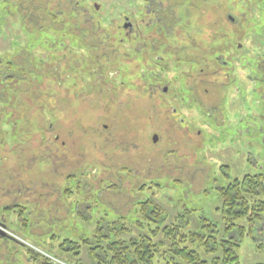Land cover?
Returning <instances> with one entry per match:
<instances>
[{
	"label": "rangeland",
	"instance_id": "374dc122",
	"mask_svg": "<svg viewBox=\"0 0 264 264\" xmlns=\"http://www.w3.org/2000/svg\"><path fill=\"white\" fill-rule=\"evenodd\" d=\"M59 1L62 4L68 0ZM24 2L25 0H10L7 21H1L5 12L3 2L1 5L0 0V99L4 100L6 95L9 97L12 94L17 99L22 95L21 101L18 102L14 98L13 102V112L17 114L15 124L23 128L26 118L29 121L23 135L19 131V134H16L17 129H12L11 113L0 105V190L15 192L18 188L15 183L19 184L18 180L22 179L37 193L43 191L53 193L49 201L54 205L55 211L49 210L46 204L38 206L46 208L48 214L52 212L51 215L46 214V218H52L48 220H53V213H56L52 223L59 224L57 228H60L62 233L57 234L54 239L42 237L39 240H32L29 237L23 247L13 243V250L16 247L14 251L17 252L16 261L14 263L12 259L9 264H32L36 259H32L34 254L39 258L47 256L58 259L62 264H76L70 258L66 260L58 251L59 248H69V243L65 241L70 234L66 231L77 224V233H82L85 223L94 224L93 221L99 218L117 220L118 223L140 224L141 236H149L150 229H162L175 221H182L187 223L184 229L186 234L213 236L217 238L216 243L219 245L220 240L226 237L227 229L234 225L233 231L227 237L237 240L241 238L239 264H264V219L256 228L251 227L249 218L251 214L235 219L236 216L225 210L218 194V189L228 186L235 180L241 181L246 176L258 174L264 176V146L258 143L263 136L253 134L252 146H245V137L238 136L235 130L237 124L245 129L246 123L241 122V118L237 116L244 111L245 104L236 95H232L231 90L225 91L222 88L214 102L205 101L202 110L204 113L200 115L189 111L187 114L184 113L182 122L176 118L177 124H174L173 120L170 121L165 115L160 116L157 113L165 109L170 111L169 107L174 105V102L165 100L158 103L150 102L145 87L138 92V87L134 85L133 66L128 61L132 57L130 54L113 55L108 52L104 62L110 65L118 64L107 65L104 71H101V67H95L94 63L90 66L92 60L84 48L86 44L79 43L77 47L80 48L76 49V53L67 55L69 50L67 39L61 42L57 51H45V56L48 54L51 57L55 55V58L57 56L56 62L60 65L58 72L47 71L52 66L50 64L38 74L29 77L23 84L20 81H13V87L5 85L7 78L4 77L10 75L5 69L6 65L20 52L30 50L31 40H34L25 34L21 25L17 7ZM79 2L80 5H84L83 0ZM245 2L254 6L250 14L256 15L257 21L259 20L264 27V0H243L242 4ZM233 9L237 12L239 7L224 4L219 15L234 13ZM21 14L27 15L26 11ZM64 23L61 20L60 26ZM102 25V29L97 27V30H101L99 35L110 29L106 24ZM65 27L68 30V25ZM77 28L78 31L86 29L84 19ZM100 40L97 38L93 41L94 55L102 52L100 49L96 52L97 48L105 46L99 43ZM126 50L129 49L121 51ZM30 51L32 54L30 63L39 66L40 50ZM75 59L76 63L73 65ZM258 60L256 57L255 62ZM69 63L72 65L69 66ZM117 67L127 69L121 71ZM20 68L18 66L13 73L16 78H19L18 72H24ZM117 70L121 73L124 83L121 79L115 78L117 75L111 76L116 74ZM98 74H102V77L98 78ZM172 76H175V73L166 75V78ZM25 83L30 91L17 93L16 91L27 88ZM254 88L256 87L252 89ZM37 96L40 100L45 99L48 110L55 119H52V116L48 118L46 111L42 112L44 118L41 119L39 114L41 103L34 100ZM257 100V97H252L249 105L253 117L261 114ZM215 106L220 107V113L216 114ZM210 111L212 114L207 117ZM217 124H220V127ZM230 125L234 128L229 127ZM14 134L18 136L17 143H14ZM154 134L158 136L157 142L152 141ZM41 136L45 138L43 142L47 143L46 145L42 144ZM25 142L27 144L21 148ZM106 165L111 172L102 176V168ZM122 167L124 173L123 176H119V173L123 172ZM87 170L97 178L85 179L89 182L83 183V186L98 196L101 195V191L104 192L101 204L92 208L91 214L86 218L84 213H75L73 209L75 206L70 205L73 200L65 197L63 191L66 186L74 184V175ZM113 175L114 182L111 185L121 186L120 194H112L110 189L105 193L112 178L106 182L105 179ZM101 176L104 179H101ZM7 179L12 181L13 187L5 182ZM121 180L124 183H120ZM7 182L10 183L9 180ZM143 185L155 186L142 191ZM72 191H75L73 195H76V201L79 199L81 203H86L82 207L94 206L89 195L83 197L85 192L80 193L76 189ZM28 196V208L36 206V212L39 214L37 203L41 202L40 199L29 193ZM150 198L164 213L163 221L159 224L144 221L137 207L139 202H146ZM4 203L3 196H0V215L1 204ZM20 204V202L12 204V208ZM123 207L125 210L120 216L124 219L112 212ZM17 211L20 212L19 209L14 210ZM36 212L33 216L29 215L30 221L35 220ZM41 216L44 217L43 214ZM10 218L13 219V223L20 224L16 214L11 213ZM130 228L136 230L135 226ZM241 228L244 229L243 235L239 234ZM124 237L129 239L128 236ZM189 245L205 259L212 257L205 256L206 249L199 242ZM107 249L108 247L104 250ZM109 253H106V256ZM220 253L221 249L217 250L215 257ZM98 255L100 259H104L105 254ZM155 257L153 264L159 263ZM80 260L88 264L85 258ZM0 264L7 263L0 260ZM92 264H95V261Z\"/></svg>",
	"mask_w": 264,
	"mask_h": 264
},
{
	"label": "flooded vegetation",
	"instance_id": "af4514ba",
	"mask_svg": "<svg viewBox=\"0 0 264 264\" xmlns=\"http://www.w3.org/2000/svg\"><path fill=\"white\" fill-rule=\"evenodd\" d=\"M9 1L1 0L5 12L1 21H7ZM79 1L68 0L70 30L67 36L66 34L61 36L59 31L61 22L59 0H53L52 3L50 0H25L18 5L24 32L34 38L31 40L30 50L39 49L41 56L39 66L30 63L32 57L30 50L22 51L15 59H10L12 62L5 66L10 75H4L10 87H13V81H20L23 84L29 79L27 74L30 71L39 73L50 64L52 66L47 71L58 72L60 65L56 62L57 56L56 58L55 55L45 56V51H57L61 40L68 39L70 55L75 54L76 49L80 48L77 47L79 43L86 44L84 48L92 60L90 66L94 63L95 67H101V71H104L105 66L110 65L104 62L108 52L113 55L130 54L132 57L128 61L133 66L134 85L138 87V92L140 93L141 88L145 87L150 102L158 103L164 100L174 102L175 104L169 107L170 111L165 109L157 112L160 116L165 115L170 121L173 120L174 124L176 118L182 122L184 113L187 114L189 111L200 115L204 113L202 110L205 101L214 102L222 88L225 91L231 90L232 95H236L245 104L244 111L237 116L241 118V122L246 123V126L243 129L237 124L235 126L237 135L241 138L245 137V146H252L253 134L263 136L258 143L264 146V27L259 20L257 21L256 15L250 14L254 7L250 6L251 3L242 4L243 0H83L82 6ZM228 3L238 6L237 12L233 9L234 13L219 15L221 6ZM23 11H26V16L21 14ZM82 19L86 29L78 31L77 27ZM102 24H106L110 29L107 32L104 30L99 35L101 30H97V27L102 29ZM5 26L7 27L8 23ZM45 28L52 30L47 31L44 30ZM97 38H100L99 43L105 46L97 48L96 52H99V49L102 52L94 55L92 44ZM127 48L129 50L121 51ZM256 57L259 58L257 62H255ZM18 60L20 63L15 64L14 62ZM75 63L76 59L73 65ZM117 64L111 65L117 66ZM71 65L69 63V66ZM18 66L21 67L20 70L27 72H18L19 78H16L13 73ZM117 68L121 71L127 69ZM171 73H175V76L166 78V75ZM115 75H117L116 79H121L124 83L118 70L116 74H111L112 77ZM98 76L101 78L102 74ZM58 85L60 86L59 82ZM253 87L256 88L253 90ZM9 96L15 98L14 94ZM254 96L258 98L256 103L261 112L256 117L252 116L249 107ZM7 97L8 95L5 96ZM22 97L19 100H22ZM214 109L216 114L220 113V107L215 106ZM211 114L212 111L208 112L207 117ZM190 118L192 117L188 119ZM217 126L220 127V124ZM229 127L234 128L231 125ZM154 136L157 135H153V142ZM17 187L15 192L5 191L3 198L5 203L2 206L7 205L9 208L12 204L20 202V206L15 208L19 209L21 217L27 220L29 214L27 186L23 180H20ZM13 193H15L14 197ZM73 209L77 214L84 213L87 218L91 214L92 206L80 205ZM118 210L112 212L122 218L120 215L125 208ZM2 216H0V260L7 259V264L12 262V259L13 262L16 261L17 252L14 251L16 247L13 250V243L23 247L29 237L32 240H39L44 235H51L47 232L48 229L56 230L55 227L59 226L56 223L25 221L20 224L7 223ZM84 226L85 231L83 230L82 233H77V224L68 230L71 236L78 238L66 239L69 248H59L58 251L66 260L70 258L74 263L82 264L83 261L80 259L85 258L88 264L89 260L91 264L93 263L91 252L95 248L93 242L96 239L92 238V230L95 228L104 229L99 234L104 237L102 241L108 244L117 242L119 261L122 263L153 264L157 250L156 242L152 238L140 240V224L89 222ZM134 226L136 230L130 228ZM153 231V229L149 230V236H153ZM57 234L60 233L55 235ZM124 236H128L129 239ZM108 251L98 249L96 255L100 253L106 255ZM32 258L38 259L42 264H57L50 259L39 258L37 254ZM96 260L95 264L112 262V259L107 257Z\"/></svg>",
	"mask_w": 264,
	"mask_h": 264
},
{
	"label": "trees",
	"instance_id": "16d2710c",
	"mask_svg": "<svg viewBox=\"0 0 264 264\" xmlns=\"http://www.w3.org/2000/svg\"><path fill=\"white\" fill-rule=\"evenodd\" d=\"M68 6L69 5L67 1V2H63L60 8V21L62 20L65 22L62 26H60V29H59L61 36H63L64 34H66L67 36L70 30L69 7ZM66 18L68 19L67 21H66ZM66 25H68V30H66V27H65ZM44 30L48 31L52 29L45 28ZM61 42H65V39H62ZM69 46L70 45L68 43L67 48H70ZM69 53H70V50L67 51V55ZM35 74H38V71H30L29 74H27V76L31 78V76ZM5 85H7L6 80H5ZM18 91L20 92V90ZM21 91H24V90H21ZM25 91L26 93L29 92L30 88L27 86V88H25ZM1 92H3V90ZM34 100H37L38 102L41 103L40 111H39L41 119L44 118L42 115V112H45V111H46L48 118H51L50 116H52V119H55L54 115H52V112L48 110L49 108L47 107L45 99L40 100L38 97H35ZM14 101H15L14 98H11L9 96L5 98L4 100L0 99V105H2L7 112L11 113L12 129L13 130L17 129L16 134H19L20 132L23 135L24 130H26L27 128L25 126H29V121L26 118L25 123H24L25 126L23 128L16 126L15 119L17 118V114H14L13 112V102ZM16 101L19 102L21 101V99L19 100V98H17ZM17 111L24 112V110H17ZM43 121L45 120L43 119ZM16 134H14V143L18 142V136H16ZM22 138L23 136L21 137V139ZM40 138L42 142L45 139L43 136H41ZM26 144L27 142H25L21 146V148L24 147ZM42 144L46 145L47 143L43 142ZM102 169H103L102 176H104V174L108 175V173L111 172L108 165H106V167ZM121 170H123V168ZM123 173H124V170L123 172L119 173V176H123ZM86 175H89V176H86ZM102 176H101V179H104ZM90 177L91 179L97 178L95 174L93 176L92 174H90L88 170L79 175H74L73 176L74 184H72V186L65 187L63 191V195L73 200V202L70 204L71 206L74 205L78 207L80 205L81 206L86 205V203H81L79 199L78 201H76V195H73V192L75 191H72L74 189L78 190L80 193L85 192L83 194V197L85 198L86 196L89 195L88 197L91 199L94 205L92 208H96L98 207V205L101 204V200H103L102 192L104 191H101V195L98 196V194H93L95 193L94 191L83 186V183L89 182V181H85V179H90ZM109 178H112V182H109V186L107 188V191H105V193L110 191L112 194H120L121 191L119 190L121 186L111 185V183L114 182V175L113 177H108L107 179H105V182L106 180L108 181ZM122 181L123 180H121L120 183H124ZM99 182L100 181H97V183ZM154 186L153 185H149V186L143 185L142 191H145L146 189H150ZM29 190L33 192V190H31L30 187H29ZM218 194L223 202V207L225 208V210L231 213L232 215L236 216L235 219H239L241 217H245L251 214V217H249L250 222L252 224L251 227H255V228H256V225L259 224L264 219V176H262L261 174L254 175V176H246L241 181L235 180L234 182L228 184V186H223L220 189H218ZM53 195H54L53 193H49L47 191H43L42 193L38 194L39 197L43 198V199H40V201L42 202L41 204L48 205V209L50 210H53L54 208L53 207L54 205H52L51 202L49 201V198H52ZM94 196H96V198ZM61 205L64 207H67L64 204H61ZM137 207L139 208L140 214L144 221H150V222H154L157 224L163 221V217H164L163 211L159 208V206L156 203L152 201L151 198L147 199L146 202H139L137 204ZM29 208H36V206L35 207L30 206ZM29 214H31V212H29ZM104 218H105V214H104ZM105 222L118 223L117 220L108 221V218H105V219L99 218L98 220L93 221V223H105ZM186 225L187 223H183L182 221H175L174 223L167 225L162 229L161 228L155 229L152 233L153 236H146V237L141 236L140 237V240L150 239V238L155 240L156 242L155 247L157 249L155 258L159 260V263L157 262V264H239V249H240L239 241H241V238L237 240L231 237L229 238L227 237L230 234V232L233 231L235 227L234 225L230 226L227 229L226 237L220 240V245L216 243L217 238L213 236H203V235H199L196 233L186 234L184 232ZM103 230L104 229H95V228L92 230V233H93L92 238L97 240V242L96 241L93 242V246L95 248L91 252L92 253L91 258L93 262L94 261L96 262V259H100L99 255L98 256L96 255V251H98V249H105V247L107 246L108 247L107 250H109L108 252H110V254L108 256L104 255V257H111L112 262H109V264H122V261H119L117 242L108 244L105 241H102L104 237H102L99 234ZM243 231H244L243 228L239 229V234L243 235ZM113 240L115 239L113 238ZM196 242H199L201 245L205 247L206 249L205 256H207L208 258L209 256H212V257H210L209 259H205L199 252L193 250L189 244L192 245ZM219 249H221V253L218 255V257H215L216 251ZM34 261L39 262L38 259H34ZM39 264H42V263H39Z\"/></svg>",
	"mask_w": 264,
	"mask_h": 264
},
{
	"label": "crops",
	"instance_id": "0c3cea01",
	"mask_svg": "<svg viewBox=\"0 0 264 264\" xmlns=\"http://www.w3.org/2000/svg\"><path fill=\"white\" fill-rule=\"evenodd\" d=\"M7 180H9V182L10 183H8L7 182ZM7 180H5V182L8 184V185H12V181H10V179H7ZM18 180V179H17ZM20 180H22V179H20ZM20 180H18L19 182L18 183H20ZM25 182V184H26V186H27V192L29 193V194H32L33 196H37L36 198H38V199H43V198H41V197H39L38 196V194L39 193H37V192H35V191H33V192H31V191H29V187H28V182H26V181H24ZM16 185H17V183H15ZM4 195H5V192H4V190H0V196H3V198H4ZM60 196H61V193H60ZM10 197V196H9ZM14 197V196H13ZM42 202H40V203H37V208H38V210H39V214L36 212V208H28V211L29 212H31V214H28V217H27V220H26V218L25 219H23L22 217H21V214H20V212L19 211H17V212H14V210L16 209L15 207H13L12 208V206H10L9 208H7V205H3L2 206V204H1V211H2V213L1 214H3L4 216H2V215H0V216H2V218L4 217L5 218V220L7 221V223H12V220H11V218H10V215H11V213H14V214H16L17 215V217H18V219H19V222L21 223V222H23V221H25V222H28V223H52L53 222V220L55 219V216H56V213H53V220H48V219H52V218H46V214H48L49 213V211L46 209V208H43V207H41V206H38V204H41ZM7 208V209H6ZM57 208V207H56ZM50 210V209H49ZM54 211H55V209H53ZM34 212H36L37 213V215L34 217V221H30L29 220V215L30 216H33L32 214H34ZM52 213V212H51ZM51 213L50 214H48V215H51ZM41 214H43L44 215V217L43 216H41ZM57 224V223H56ZM58 227V226H57ZM57 227H55V229L56 230H53L52 228V230H47V232H49V233H51V235H44V236H42V237H49V238H55L56 237V233H62V232H60V230L58 231V229H60V228H57ZM85 231V230H84ZM41 232V231H40ZM66 232H68L69 233V231H66ZM64 233V232H63ZM41 237V238H42ZM40 238V239H41ZM68 238H74L73 236H71V235H67V239ZM77 236H75V239L77 240ZM4 263L6 262V260H3V259H1ZM35 262H32V264H34Z\"/></svg>",
	"mask_w": 264,
	"mask_h": 264
},
{
	"label": "water",
	"instance_id": "95a60500",
	"mask_svg": "<svg viewBox=\"0 0 264 264\" xmlns=\"http://www.w3.org/2000/svg\"><path fill=\"white\" fill-rule=\"evenodd\" d=\"M157 140H158V137L154 136V142H157Z\"/></svg>",
	"mask_w": 264,
	"mask_h": 264
}]
</instances>
